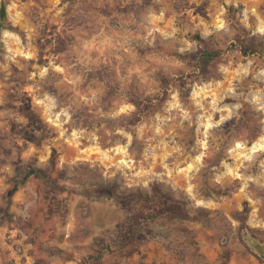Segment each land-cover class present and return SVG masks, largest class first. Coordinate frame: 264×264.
<instances>
[{
    "label": "rangeland",
    "instance_id": "1",
    "mask_svg": "<svg viewBox=\"0 0 264 264\" xmlns=\"http://www.w3.org/2000/svg\"><path fill=\"white\" fill-rule=\"evenodd\" d=\"M1 3L0 169L11 174L0 171V264H101L91 237L100 204L151 214L159 201L190 219L158 215L132 235L126 226L121 257L155 222L196 249L192 264H264L247 241L264 244V3ZM244 44L257 53L243 55ZM204 50L222 54L202 74ZM28 168L64 189L31 176L9 197ZM105 172L123 192L108 195Z\"/></svg>",
    "mask_w": 264,
    "mask_h": 264
},
{
    "label": "clouds",
    "instance_id": "2",
    "mask_svg": "<svg viewBox=\"0 0 264 264\" xmlns=\"http://www.w3.org/2000/svg\"><path fill=\"white\" fill-rule=\"evenodd\" d=\"M258 3H264V0H247L246 7L254 9ZM249 14L255 15V12L251 11ZM216 28L227 31L224 23H218ZM258 31L264 33V23L260 25ZM189 47L191 46L189 45ZM184 50L181 49V51ZM29 155L30 153H25V160H27ZM47 160L48 156L43 155L39 160L38 166L44 165ZM115 167L120 168V165L117 164ZM0 171L11 174L8 169H0ZM114 175L115 172H105L103 174L105 183L102 187L108 195H113L115 189H121L123 192L121 185L115 182L111 185L106 183ZM95 179L99 180L100 178L97 176ZM0 180H3V177H0ZM69 187H76V185L70 184ZM144 187H148L146 183ZM97 191L99 192L100 188ZM113 198L116 199L115 196ZM99 207L103 211L105 219L100 222L99 226L92 228L91 237H99V239L94 241L95 247L104 250L101 264H192L193 259L196 258V249L188 248L184 237L176 236L167 230L159 232L154 227L155 222L153 224H142L144 230L134 233V240L136 241L134 250L131 251L130 255L121 257L119 255V243L122 238V229L132 225V222L137 220V209L129 205L127 210L122 207V210L113 211L109 207V202L101 203ZM91 237L89 242H92ZM133 253H135V256H133ZM80 255H83V253H78L77 259H79Z\"/></svg>",
    "mask_w": 264,
    "mask_h": 264
},
{
    "label": "trees",
    "instance_id": "3",
    "mask_svg": "<svg viewBox=\"0 0 264 264\" xmlns=\"http://www.w3.org/2000/svg\"><path fill=\"white\" fill-rule=\"evenodd\" d=\"M6 22V9L3 3L0 4V32L4 29V24ZM194 39L200 42V38L198 36H194ZM240 51L243 55H250L257 53L258 49L253 44H244L239 47ZM264 52V50H263ZM222 51L215 50V51H207L204 50L201 52L197 58V62L194 64V66L199 69L200 73H208V66L211 61L221 56ZM137 119V118H136ZM35 176L37 178H40L44 181L45 185L49 188L63 190V187L57 186L54 183L50 182L44 174L40 170L34 169V168H28L23 170L19 176L13 178L11 180L12 187L8 190L7 194L10 197V195L14 194L18 187L26 183L29 177ZM155 190V193L159 194V190L157 188H153ZM141 210L137 211V220H134L132 222V225L129 226L128 231L130 232V235L133 234L134 228L137 224L147 221L149 219H153L154 217H157L158 215H169V216H176L180 219H190L188 214L183 211V207L179 203H165L162 201H159L158 206L152 210L151 214H144Z\"/></svg>",
    "mask_w": 264,
    "mask_h": 264
},
{
    "label": "water",
    "instance_id": "4",
    "mask_svg": "<svg viewBox=\"0 0 264 264\" xmlns=\"http://www.w3.org/2000/svg\"><path fill=\"white\" fill-rule=\"evenodd\" d=\"M249 246L259 255L264 254V244H260L258 241L253 239H248Z\"/></svg>",
    "mask_w": 264,
    "mask_h": 264
}]
</instances>
